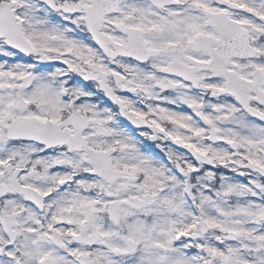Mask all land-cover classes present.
<instances>
[{
  "label": "snow or ice",
  "instance_id": "6c2138e0",
  "mask_svg": "<svg viewBox=\"0 0 264 264\" xmlns=\"http://www.w3.org/2000/svg\"><path fill=\"white\" fill-rule=\"evenodd\" d=\"M0 264H264V0H0Z\"/></svg>",
  "mask_w": 264,
  "mask_h": 264
}]
</instances>
